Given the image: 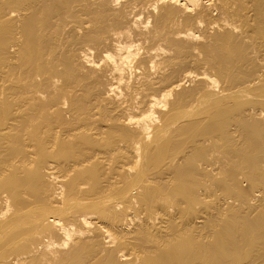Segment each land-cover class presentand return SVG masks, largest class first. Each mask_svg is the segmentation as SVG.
<instances>
[{"label": "bare ground", "instance_id": "6f19581e", "mask_svg": "<svg viewBox=\"0 0 264 264\" xmlns=\"http://www.w3.org/2000/svg\"><path fill=\"white\" fill-rule=\"evenodd\" d=\"M0 264H264V0H0Z\"/></svg>", "mask_w": 264, "mask_h": 264}]
</instances>
